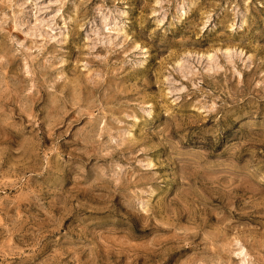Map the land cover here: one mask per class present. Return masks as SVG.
<instances>
[{
    "label": "clouds",
    "instance_id": "clouds-1",
    "mask_svg": "<svg viewBox=\"0 0 264 264\" xmlns=\"http://www.w3.org/2000/svg\"><path fill=\"white\" fill-rule=\"evenodd\" d=\"M130 2L113 0V4L122 3L125 9ZM107 3L108 0H49V5H45L42 0H24L23 5H14L11 0H0V12L30 5L45 9L54 6L58 10L67 6L69 11L60 16L63 24L58 27L65 30L61 33L62 42L71 41L78 52L77 61L73 62L67 51L60 50L64 55L54 67L61 71L51 80L43 75L49 70L46 62H33L34 75L27 77L22 63L9 71L12 63L23 61L27 55L23 45L0 41V175L16 176V186L27 189L34 197L39 194L30 180L43 184L49 193L63 196L66 203L74 193L82 192V200L91 201L89 211L107 212L108 220L123 219L127 212L137 219L144 234V264H165L164 251L179 253L173 264H236L222 241L233 240L229 233L238 232L230 220L237 213L233 207L234 189L242 190L240 216L247 215L244 208L253 204V196L258 195L257 206L264 208V153L257 159L258 149L264 147V115L257 119L252 109L233 100L237 107L223 112L231 116L230 122L226 119L210 126H194L203 117L189 115L188 99L175 93L169 95L172 82L165 81L166 75H172L169 67L175 63L174 55L169 53L165 60L158 61L159 68L152 73L155 79L149 75L150 55L159 57L172 42L184 49L191 37L181 36L175 41L179 23L158 34L155 29L144 30L141 22L133 33L135 40L122 27L117 30L123 36L121 43L105 49L101 56L92 40L81 38L80 34L97 10L108 11ZM161 6V0H156L155 5L143 0V7L153 12ZM200 6L201 0H192L193 12ZM122 15L125 26L130 25L128 12ZM130 40V51L143 58L138 66L130 64L128 53L123 51V45ZM80 61H85L87 67L82 69ZM66 65L72 67L66 69ZM33 80L39 85L35 92L31 91ZM256 87L264 93V81ZM240 88L237 84L236 90ZM195 94L186 93V97ZM210 98L219 100L218 108L225 110L226 100L220 96ZM33 106L41 115L44 137L51 135L49 143L55 148L48 144L41 148L38 141L26 143L29 137L37 136L24 119ZM69 113L74 115L70 117ZM215 119L220 121V114ZM221 131L225 135H219ZM197 181L203 192L195 187ZM215 194L227 200L226 212L219 213L220 220H201L195 225L196 232H174L170 240L153 246L154 234L162 229L159 208H166L170 215L191 208L199 215L197 210L205 208L207 197ZM75 206L83 204L78 202ZM261 216L259 243L249 244L256 264H264V256L260 255L264 252V213ZM6 218L11 225L8 238L19 233L23 250L16 244L9 246L6 239L0 247V264H119L118 259L114 261L106 255L103 240L82 248L80 255L72 253L62 259L55 252L61 247L55 238L46 242L51 246L50 254L44 251L42 236L25 229L18 217ZM241 238L247 243L246 236Z\"/></svg>",
    "mask_w": 264,
    "mask_h": 264
},
{
    "label": "rangeland",
    "instance_id": "rangeland-1",
    "mask_svg": "<svg viewBox=\"0 0 264 264\" xmlns=\"http://www.w3.org/2000/svg\"><path fill=\"white\" fill-rule=\"evenodd\" d=\"M11 2L14 5L24 4V0H11ZM42 3L49 5V0H42ZM151 3L155 5L156 0H151ZM161 5L153 12L143 7V0H131L127 9L122 3L113 4V0H108V11L103 8L97 10L94 19L81 32V38L91 39L95 51L103 56L105 49H112L123 40V36H119L117 31L122 27L135 40L133 33L139 30L141 22L144 30L150 32L155 29L158 34L161 29H169L173 24L179 23L180 27L175 29V41L181 36H190L191 40L184 49L172 42L169 47L163 49L159 57L150 55L149 66L152 72L149 75L155 79L152 73L159 68L158 61L165 60L169 53L174 55L175 63L169 67L172 75L170 77L166 75L165 81L172 82L169 95L175 93L188 99L189 115L203 117L194 126H210L226 119L230 122L231 116H226L223 112H231L237 107L233 100H237L239 105H246L252 109L257 119L264 115V99H261L264 93L256 87L264 81L262 75L264 74V0H201V6L195 12L192 11V0H161ZM68 11L67 6L63 10H58L54 6L45 9L38 5H30L0 12V41H7L9 44L15 41L17 45H23L27 53L23 61L17 60L12 63L9 71L22 63L25 75L31 77L34 75L33 62H46L49 64V70L43 75L51 80L61 71L54 67L64 55L60 50L67 51L73 62L77 61L76 48L71 41L67 44L62 42L64 37L61 33L65 30L58 27L63 24L60 16ZM125 11L128 12L127 19L131 21L127 26L122 15ZM181 16L184 17L183 20L179 19ZM132 47L130 40L123 45V51L128 53L130 64L138 66L143 58L139 53L130 51ZM150 52H154V49H150ZM80 64L82 69L87 67L85 61H80ZM70 67L72 65L65 66L66 69ZM237 84L241 85L239 91L236 90ZM38 87L39 85L33 80L31 91L35 92ZM152 87L155 89L156 85L153 84ZM192 92L196 94L186 97V93ZM215 96L227 101L225 110L218 108L219 100L210 98ZM209 108L213 110L209 111ZM147 114L151 115L150 112ZM218 114L220 121L215 119ZM73 115L69 113L70 117ZM24 119L29 121V130L37 132V136L29 137L26 143L38 141L41 148L46 144L50 148L56 147L49 143L52 139L51 135L44 137L41 131L43 128L41 115L37 113L35 106ZM219 135L223 136L225 133L221 131ZM261 153H264V147L258 149L257 159ZM220 179L224 178L220 177ZM17 184L16 176L0 175V247L7 239L9 246L16 244L23 250V246L18 242L19 233H13L8 238L11 225L8 224L6 217L15 216L19 218L25 229L43 237L41 244L45 252L52 253L51 246L46 242L55 238L61 244L55 252L59 253L62 259H68L72 253L80 255L82 248L103 240L106 255L114 261L118 259L119 264H144V256L141 253L145 251L146 241L135 217L125 212L123 219L108 220L107 212L89 211L91 201L84 202L82 192L74 193L73 199L66 203L63 196L49 193L39 182L29 181L33 190L39 194L38 197L30 195L27 189L21 190L16 186ZM195 187L201 192L204 191L199 181L196 182ZM233 191L235 192L233 207L237 208V213L233 214L230 220L238 232L231 231L229 235L234 239L231 241L225 239L222 243L229 248L236 264H256L257 258L249 251V244L259 243L257 230L264 208L257 206L258 195L253 196V204L244 208L247 215L240 216L242 190ZM64 195L66 196L67 193ZM207 201L205 208L197 210L199 215L192 212L191 208L183 213L176 212L171 215L166 208H159L158 211L163 217L162 229L154 234L156 239L153 241V246L170 240L174 232L189 234L196 232L195 225L201 220L207 222L209 217L212 221L220 220L219 213L226 212L227 200L215 194L208 196ZM78 202L83 206L76 207ZM101 206L102 202L96 205L97 208ZM241 236L247 237V243ZM148 239L151 240L152 237ZM65 249L68 250L67 253L64 252ZM162 254L166 257L165 264H173L174 257L179 253L164 251ZM260 255L264 256V252H260ZM9 259L13 257L10 256Z\"/></svg>",
    "mask_w": 264,
    "mask_h": 264
}]
</instances>
